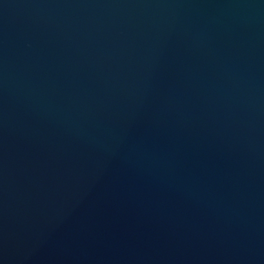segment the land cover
Segmentation results:
<instances>
[{"label": "water", "instance_id": "1", "mask_svg": "<svg viewBox=\"0 0 264 264\" xmlns=\"http://www.w3.org/2000/svg\"><path fill=\"white\" fill-rule=\"evenodd\" d=\"M0 264H264V0H0Z\"/></svg>", "mask_w": 264, "mask_h": 264}]
</instances>
